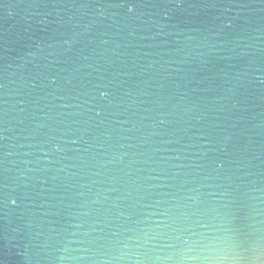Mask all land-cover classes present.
Wrapping results in <instances>:
<instances>
[{
  "label": "water",
  "instance_id": "water-1",
  "mask_svg": "<svg viewBox=\"0 0 264 264\" xmlns=\"http://www.w3.org/2000/svg\"><path fill=\"white\" fill-rule=\"evenodd\" d=\"M181 253L264 264V0H0V264Z\"/></svg>",
  "mask_w": 264,
  "mask_h": 264
},
{
  "label": "clouds",
  "instance_id": "clouds-1",
  "mask_svg": "<svg viewBox=\"0 0 264 264\" xmlns=\"http://www.w3.org/2000/svg\"><path fill=\"white\" fill-rule=\"evenodd\" d=\"M191 251V250H189ZM218 257H209V256H202V255H188L187 253H181L179 256L178 264H192L194 261H201L202 264H218L219 262Z\"/></svg>",
  "mask_w": 264,
  "mask_h": 264
}]
</instances>
